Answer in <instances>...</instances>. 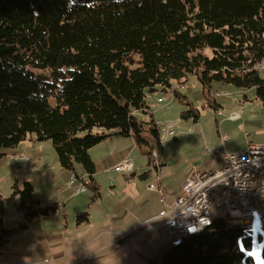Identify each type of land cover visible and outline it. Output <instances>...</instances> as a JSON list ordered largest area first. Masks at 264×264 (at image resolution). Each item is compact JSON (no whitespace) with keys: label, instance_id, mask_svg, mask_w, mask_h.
I'll return each mask as SVG.
<instances>
[{"label":"trees","instance_id":"trees-1","mask_svg":"<svg viewBox=\"0 0 264 264\" xmlns=\"http://www.w3.org/2000/svg\"><path fill=\"white\" fill-rule=\"evenodd\" d=\"M263 64L264 0H0V157L32 136L52 140L61 166L81 164L97 198L90 149L109 135L97 128L163 154L156 122L148 140L135 116L148 115L149 93L179 96L174 84L196 74L209 94L220 81L254 87L264 101ZM197 112L182 117L197 120ZM13 189L23 221L0 227V248L59 209L43 206L31 181ZM251 247L245 226L218 219L160 249L150 264H256Z\"/></svg>","mask_w":264,"mask_h":264},{"label":"rangeland","instance_id":"rangeland-1","mask_svg":"<svg viewBox=\"0 0 264 264\" xmlns=\"http://www.w3.org/2000/svg\"><path fill=\"white\" fill-rule=\"evenodd\" d=\"M205 52L208 55H212L211 50L207 49ZM202 86L203 84L198 76L190 74L186 82L174 84L173 89H177L179 96H176L172 89L168 92L156 91L149 93L146 101L148 106H150V113L147 115V113L142 111H135V116L143 125L142 134L148 140L150 139L149 128L152 125L151 121H159L162 124L160 127V137L163 154L159 151L158 153L161 161L165 163L162 167L163 171L160 172V184L165 190V195L174 194L175 190L185 182L184 174L189 167L201 165L200 168L210 169L213 167L209 166V163H206L204 166V162L212 161L218 164V159L208 153L207 150L227 148L226 150L228 151H236L246 149L250 143L264 145V101L258 99L254 87H237L231 83L213 81L211 83V93L209 94L204 91V87ZM216 92L218 94L214 95ZM163 97H165V100L162 99ZM51 101L53 103L54 100L52 99ZM216 102L217 105L220 104L219 110L215 106ZM190 107L198 111L199 117L197 120L194 116L188 118L182 117V112ZM151 112H153L154 116ZM171 129H175L174 135L169 134V130ZM97 131L108 132L104 128H97ZM114 131L113 134H109L108 132L107 134L109 135L97 144L98 146L95 148H102L103 146L105 157L108 154L109 158L113 161L118 158H120V162L134 160V162L143 163L145 164L144 167L150 168L148 166L153 162L152 153L148 152L150 148L140 144L137 145L134 143L132 137H123L125 135L118 133L117 130ZM84 134V132L80 133V135ZM111 135H120L117 136L120 138V141H113ZM223 136L227 138L224 142L222 141ZM126 140H128L129 145H122ZM40 143H49L53 155L49 153L48 157L51 159L50 164L52 165L53 162L58 160L52 140L41 141ZM118 143L120 146L117 145ZM14 148H2L1 152L4 150L13 151ZM2 153H5V155L0 157V200L3 202L5 213L0 227L18 229L23 218H20L21 214L18 211V198L13 196L14 183L19 181V184L22 185L26 178L32 179L37 184L38 190L44 193L43 195L46 198L49 197V195L45 194L46 189L56 188L59 184L52 174V172L56 171L55 169H49L42 175V171L31 169L28 161L20 168L18 161L11 158V156H17L16 154ZM196 159L198 160L196 161ZM76 165L82 166L79 163H76ZM116 166L111 169L106 168L100 173L103 175L97 181L101 186L99 197H93L94 190L90 186L87 192L85 190L83 191L85 193H77L81 195L77 196L78 198L74 203L82 204V211L87 213V219L81 218V220H78L77 215L82 211L75 214V222L71 223V227L68 230L65 229L63 232H56L54 240L52 238L45 240L46 237L43 235L45 231H43L41 226L42 219H35L31 223L32 225L30 224V229L17 230L18 232L16 231L6 244L0 248V263H4L6 260L9 261V264H19L20 262L22 264H67L66 262L77 257L80 253L72 254V250L75 249L76 245L96 238L88 249L82 248V256H85L84 251L91 252L94 247L105 245L107 238L111 240L114 235L117 236L118 234L112 235L109 231L114 233L117 227L123 225L117 224L118 218L115 220L112 217L118 216V213H126L127 208L115 207V204L127 196L126 194L129 192L130 186L124 177H127L134 170V167L128 172H120L116 169ZM153 168L156 170L155 167ZM118 176L122 178L115 181V177ZM130 178L132 179V175ZM87 180L86 182H90L92 186V182L88 176ZM154 183L157 184V187L159 185L158 188L160 189V184L157 181H154ZM77 185L74 183L73 186L76 192ZM158 188L156 191H149L150 193L143 200L148 201L147 203L150 205L157 200H162L163 193ZM218 193L219 191L216 194ZM55 195L53 194L52 196ZM65 203V205L60 206V212L64 213V221L67 219V214L73 213L66 210L68 203ZM78 207V205H75L73 211L78 209ZM1 208L2 206L0 205V217ZM210 212L214 220L229 218L226 207L217 208L213 205ZM253 220L256 222L254 228L245 227L246 233L252 237V247L249 251L256 260V264H264L262 260L264 223L260 221L259 214H255ZM87 221H91V223H87ZM233 223L245 226L243 218L233 219ZM149 229L153 230L152 236L146 231ZM126 232L120 233L124 234ZM143 233L144 235L141 237ZM126 236V243H128L125 245L126 249L130 250V253L126 258L120 261L117 260V264H139V262L140 264H150V261H140L136 257L139 255V250H147V254H149L151 247L156 245L154 240L166 241L165 243H168L166 246L172 242L169 233L165 232V230L161 231V228L156 225L148 227H139L138 225L137 229L133 232H127ZM139 239H141L140 244L132 249V243ZM121 248L113 249L119 252ZM109 250L107 249L106 251ZM114 255L117 256L116 254H112L111 256ZM157 255L158 253L155 254L154 260ZM82 261L81 264H88L84 260Z\"/></svg>","mask_w":264,"mask_h":264},{"label":"crops","instance_id":"crops-1","mask_svg":"<svg viewBox=\"0 0 264 264\" xmlns=\"http://www.w3.org/2000/svg\"><path fill=\"white\" fill-rule=\"evenodd\" d=\"M216 105H217V102H216ZM218 107H220V104L217 105V109H218ZM148 113H150V106L148 108ZM151 114L154 116L153 112H151ZM108 132H109V134H113V132H115V131L111 130ZM117 136H120V135H117ZM117 136L111 135V138L113 137L112 138L113 141H118V140L120 141V138ZM129 136L130 135H128V136L125 135L123 137L128 138ZM130 137H132L134 140V143L137 144L135 142L134 137L133 136H130ZM127 141L128 140L123 142L122 145H129ZM117 145L120 146L119 143ZM97 146L98 145H95L94 147H92L90 149V154H91V156L95 162V165H96V173L94 175V178H95L96 183L99 185V187H101L100 184L97 182L100 177L102 178L103 174H100V173H102L106 168H110V169L115 168L114 166H116L121 160H120V158H118L115 161H113L109 158L108 154L105 157V155H104L105 151H103V149H104L103 146H102V148H95ZM3 152H8L9 154H14V155L16 154L17 156H19V158H16L15 161H18V165L20 166V168H22V165H24L28 161V165L31 167V169H36L37 171H42V175H44L45 171H47L49 169H55L56 170L55 172H52V174H53V177L57 180V183L59 185L56 188H47L46 193H45L46 195H49L48 198H51V199L44 197V195H43L44 193H41L38 190V186L34 182V180L26 178L27 181H31L32 185H34L35 194L43 206L47 207V206H52L55 204H57L59 206V209L55 214H52L49 216H40V217L35 218L36 220L42 219L41 220L42 221L41 226L43 228V231H45V233L43 234L46 237L45 240H50L51 238H52V240H54L56 238V232H63L65 229L68 230L71 227V223L75 222L74 221L75 214H78L79 212L82 211V204L74 203L76 201V199L78 198L77 196H79L81 194H77L78 192L75 191V188L73 186H74V183L77 184L80 182V180L76 178L74 183H72L71 179H72V177L74 178L76 176H78V178L83 179L84 183L86 184V191L85 192H87L89 189V186H91V185H90V183L86 182L88 180H87V174H86L84 168L80 165L75 164V170L71 171V170H68V169L62 167L59 160H56L51 165L50 164L51 159L48 157V154L50 153V155H51V153H52L51 148L49 146V143H45V144L40 143V141L35 140L34 136H32V137L26 139L25 141H23L22 143H20L18 145V147L16 146L14 148L13 151L4 150ZM19 154H23V155H19ZM52 155H53V153H52ZM21 156H30L31 160L22 159V158H20ZM52 159H53V157H52ZM197 160L198 159H196V161ZM132 161L134 163V166H133L134 170H132V172H130V174H129L130 176L128 175L127 177H124V179L126 181H128V183H129V186H130L129 192L126 194L127 196L122 201H119L115 204V207H125V209L127 208V212L126 213L125 212L124 213H118L117 214L118 216L112 217L115 220H117V218H118L117 224L123 225V226L117 227L116 232H114V233H111L109 231V233L112 235H114V234H118V235L117 236L114 235L111 240H109V238H107V241H106L107 246L105 244V245H101V247L100 246L94 247L93 251H91V252L84 251L85 256H82V253H81L82 248L88 249L89 246H92V244H93L92 242L96 238H92L90 240H87L85 242L80 243L79 245H76L75 249L73 248L74 250H72V254L74 255L77 252H80V253L77 257H74L72 260L66 262L67 264H81L83 262L82 260H84L88 264H117L118 261L126 258V256H128V254L130 253V250L126 249L127 248L126 245L128 243V242L126 243V238H127L126 233L127 232H133L135 229H137L139 223H143L144 221H146V220H148L154 216H157L159 214V212L165 207V201H170L173 198H175L177 196V194L179 195L181 193V190H182L184 183L186 182V180L188 178H190V176L194 170V167H195V165H194L192 167H189L188 170L185 171V174H184L185 182L178 189L175 190L174 194L171 193L169 195H165V190L163 189V187L160 184L161 183V175H160V180L156 179L157 169L155 170L152 167V164H149L148 167H150V168H146V167H144L145 164L134 162V160H132ZM206 163L207 164L209 163V166H211L213 168H210V169H205L203 167L200 168L201 165L200 166L198 165V168L200 170H204V171L206 170L207 171V170H211V169H217V168L221 167V165H223L219 160H218V164L216 162L208 161V162H204V166L206 165ZM161 164H162V167L165 165V163L163 161H161ZM162 171H163V168H162ZM118 173H120V172H118ZM131 175H132V179L130 178ZM121 178L122 177L118 176V177H115L114 180L117 181ZM17 180H19V179H17ZM154 181H157L158 184H160V186H161L160 189L158 188L159 185L157 187V184L154 183ZM70 183H72V184H70ZM150 184H155L156 185L155 189H150L149 188ZM157 188L160 192L162 190V192H161V193H163L162 194V197H163L162 200H157L154 203H151V205L147 203L148 201L143 200V198L148 193H150L149 191H151V192L156 191ZM85 192H83V193H85ZM53 194H56V195L52 196ZM48 200H52V201H48ZM65 202L68 203L66 210L68 212H73L70 215L67 214L66 221H64V219H63L64 213L60 212V206L65 205L66 204ZM75 205H78L79 207H78V209L73 211V208ZM81 213H83V211ZM81 213H79V214H81ZM79 214L77 215V218H78ZM15 218H16V216H15ZM20 218L22 219V217H20ZM78 220H79V218H78ZM33 221L31 223H33ZM2 222H3V218H2ZM87 223H91V221H87ZM156 226H158V225H156ZM143 227H146V226H143ZM28 229H30V226L28 227ZM146 231L149 235L152 236V231H153L152 229H149ZM161 231H164V230L161 229ZM120 232H126V233L121 234ZM143 235H144V233L141 234V237ZM140 240L141 239L136 240L134 243H132V245H131L132 249L136 248L140 244ZM128 241H132V240H128ZM154 242L156 245L151 247V251L149 254H147L148 253L147 250H142V249L139 250V255H137L136 257H138V259H140V261L141 260H145V261L154 260L155 254L158 253L160 249L164 248V246L166 247V245L168 244V243L167 244L165 243L166 241H160V240H154ZM76 248H78V249H76ZM113 248H115V249L121 248V250L119 252H117L118 250L115 251V249H113ZM107 249H110V250L106 251ZM112 254H116L117 256H115V255L111 256ZM8 262L9 261L5 260L4 263H0V264H9ZM10 264H12V263H10ZM19 264H22V263L20 262ZM139 264H140V262H139Z\"/></svg>","mask_w":264,"mask_h":264},{"label":"built area","instance_id":"built-area-1","mask_svg":"<svg viewBox=\"0 0 264 264\" xmlns=\"http://www.w3.org/2000/svg\"><path fill=\"white\" fill-rule=\"evenodd\" d=\"M261 68H264V64ZM162 99L165 100V97ZM156 124L159 128L162 126L159 121ZM169 134L174 135L175 129L169 130ZM226 139V136L222 137V141ZM207 152L223 165L207 171L200 170L198 165H195L181 193L172 200L165 201V207L159 214L139 223V227L158 225L169 233L172 243H177L181 237L197 234L214 222L210 212L213 205L217 208L226 207L229 221L243 218L247 228L255 227V214H259L260 221L264 223V145L250 143L243 150L228 151L225 148H216ZM152 157V166L157 169L156 179L160 180L162 164L157 150H152ZM11 158L16 159L19 156ZM20 158L31 160L30 156ZM133 166V161L125 160L120 162L116 169L128 172ZM76 178H72V182ZM77 179L80 180L77 183V192L85 191L86 184L81 178ZM155 187V184L149 185L150 189Z\"/></svg>","mask_w":264,"mask_h":264}]
</instances>
